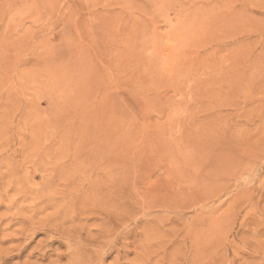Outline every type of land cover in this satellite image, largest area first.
<instances>
[{
    "label": "rangeland",
    "instance_id": "rangeland-1",
    "mask_svg": "<svg viewBox=\"0 0 264 264\" xmlns=\"http://www.w3.org/2000/svg\"><path fill=\"white\" fill-rule=\"evenodd\" d=\"M48 263L264 264V0H0V264Z\"/></svg>",
    "mask_w": 264,
    "mask_h": 264
},
{
    "label": "bare ground",
    "instance_id": "bare-ground-1",
    "mask_svg": "<svg viewBox=\"0 0 264 264\" xmlns=\"http://www.w3.org/2000/svg\"><path fill=\"white\" fill-rule=\"evenodd\" d=\"M26 223V222H25ZM22 235H24L23 233H22ZM115 239V238H114ZM56 249V248H55ZM21 251H22V249H21ZM11 252H12V250H11ZM22 253V252H21ZM50 254V253H49ZM47 255V254H46ZM58 255V254H57ZM60 256V255H59ZM58 257V256H57ZM61 257H62V255H61ZM61 257H60V259H61ZM40 258V257H39ZM53 258H56V257H52L51 259H53ZM47 259V258H46ZM56 259H59V258H56ZM53 261V260H52ZM52 261H50V262H52ZM49 264V263H48Z\"/></svg>",
    "mask_w": 264,
    "mask_h": 264
}]
</instances>
